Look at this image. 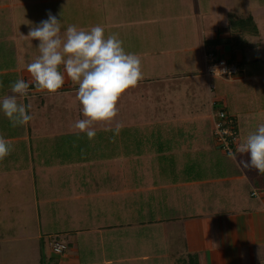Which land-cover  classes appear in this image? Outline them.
<instances>
[{"label": "crops", "instance_id": "crops-1", "mask_svg": "<svg viewBox=\"0 0 264 264\" xmlns=\"http://www.w3.org/2000/svg\"><path fill=\"white\" fill-rule=\"evenodd\" d=\"M67 1L0 0V100L11 94L10 84L25 80L29 94L18 101L31 105L33 117L12 127L0 111V135L14 148L0 161V223L35 217L40 225L69 224L58 234L71 241H56L73 248L59 264H264V173L245 166L247 154H227L215 139L221 96L206 61L207 50L223 56L217 48H229L227 58L244 65L246 51H258L261 40L248 38L239 48L233 33L220 35V21L206 26L200 7L194 15H163L141 9L142 0H76L75 7ZM49 12L62 32L100 25L106 36L118 33L126 52L141 59L143 79L121 95L116 117L94 123L92 140L73 127L84 118L79 85L65 75L50 94L27 71L39 55V41L27 35ZM245 72L236 79L244 87L237 94L252 103L256 89L247 92L243 83L259 79ZM235 89L223 92L232 105ZM231 111L239 144L244 129L264 123L258 109L247 119L241 115L249 111ZM24 185L41 188L44 198L17 196ZM38 230L30 241L45 236Z\"/></svg>", "mask_w": 264, "mask_h": 264}, {"label": "clouds", "instance_id": "clouds-1", "mask_svg": "<svg viewBox=\"0 0 264 264\" xmlns=\"http://www.w3.org/2000/svg\"><path fill=\"white\" fill-rule=\"evenodd\" d=\"M61 28V21L49 12L46 20L29 30L27 37L39 41V55L27 65V71L35 87L50 94L62 88L65 75L79 85L76 98L84 118L75 121L73 127L92 140L97 134L94 123L116 117L121 95L143 79L142 62L137 54L126 52L118 33L106 36L100 25L89 30L68 25L64 32ZM211 71L217 80L228 70L213 66ZM10 89L11 94L0 100V111L12 127L26 126L33 118L31 105L18 98L28 96L29 83L18 79ZM115 132L119 133V127ZM13 150L10 141L0 135V161ZM236 151L248 155L245 166L264 173V123L249 133Z\"/></svg>", "mask_w": 264, "mask_h": 264}, {"label": "rangeland", "instance_id": "rangeland-1", "mask_svg": "<svg viewBox=\"0 0 264 264\" xmlns=\"http://www.w3.org/2000/svg\"><path fill=\"white\" fill-rule=\"evenodd\" d=\"M106 1V0H102ZM117 1V0H113ZM121 1V0H119ZM133 1V0H130ZM143 2L139 5L141 9L148 8H158L157 11L164 13H182L183 10L185 13L190 12L191 15H194L195 10L199 7L203 8V12H205V24L207 27L210 26L211 21L217 19V22L220 24V35L225 37L232 35L233 38L239 40L237 42L239 48L242 43L241 40L243 38L246 39H259L262 42V47L259 48L258 51H246V59L244 60V70H246V75L253 76L254 78L257 76L259 80H247L243 84L247 86V92L252 89H256V94L254 97L249 98L252 100V103L246 101V99L239 96V88L243 90L244 87L237 85V78L241 75L234 77L229 81L225 77L216 78L213 76L212 79L215 82L217 88L216 91H220V107L226 108V110L230 113L233 109H239L244 111H249L248 113L242 114V118H251L252 115L250 112L258 109V116L264 120V0H142ZM78 2L76 0H70L64 3V6L68 5L69 7H75ZM239 3V4H238ZM62 5V3H60ZM135 6V5H134ZM138 6V5H137ZM113 7H115L113 5ZM166 11V12H165ZM251 12L253 13V21L251 19L244 20L250 18ZM198 14V13H197ZM200 16V15H199ZM203 18V17H202ZM243 21V22H242ZM230 22L232 23V28L228 31V26L230 27ZM257 23V24H256ZM228 25V26H227ZM226 36V37H227ZM236 36V37H235ZM236 47V46H235ZM223 52L224 57H230L229 48H217ZM208 52V50H207ZM222 55V54H221ZM257 74V75H256ZM252 78V77H250ZM234 80V81H233ZM231 87H235L236 93H232L235 97L232 99L233 106L229 99L225 96L223 98V92L227 88V90L231 89ZM226 94V92H225ZM250 97L249 94H247ZM248 102V103H247ZM219 107V106H218ZM232 112V111H231ZM238 126V124H237ZM247 128V125H246ZM240 129V126H239ZM214 132V131H213ZM248 132V133H247ZM252 130L244 129V136L251 133ZM215 133V132H214ZM129 134V133H128ZM241 134V131H240ZM215 137V135H214ZM41 158V157H40ZM56 158V156H55ZM54 157L48 159L49 163H53ZM18 163L27 167L28 160L19 159ZM36 161V168L39 170V165ZM112 166V165H111ZM112 168V167H111ZM171 168V167H170ZM113 170V169H111ZM131 170V169H129ZM151 170V169H150ZM173 170V167L171 168ZM25 186V185H24ZM22 188V187H21ZM38 190H32L28 185L23 187V190L20 192H16L17 196H25L24 198L30 199L32 196L38 194L40 200L44 198V192ZM33 201V200H31ZM42 207V204H41ZM43 209V207H42ZM13 218L17 219V216ZM21 219V218H20ZM69 224L63 223H55V224H45L42 222L40 225L34 217L33 220L25 222V220H18L16 224H11L9 227L8 224L0 223V264H44L47 262L48 264H59L63 261L67 260V255L70 250L73 248L69 246L67 250L63 253L56 254L53 252L52 244L54 241L58 239H65L67 241H71L70 237L64 234H58L59 229L66 227ZM41 226V229L44 231L45 236L40 239V241H30V234L38 233V230ZM34 235V234H33ZM51 235V236H49ZM11 237H15L14 239H10ZM2 238V239H1Z\"/></svg>", "mask_w": 264, "mask_h": 264}, {"label": "built area", "instance_id": "built-area-1", "mask_svg": "<svg viewBox=\"0 0 264 264\" xmlns=\"http://www.w3.org/2000/svg\"><path fill=\"white\" fill-rule=\"evenodd\" d=\"M206 61L208 62L207 72L211 75H213L211 71L213 66H218L222 69L226 68L228 71L223 74V77L227 79L237 77L243 72V67L237 62H230L227 57L213 50H209L206 53ZM214 132L220 148L227 154H235L240 142V132L234 116L222 109L218 110L216 112ZM52 249L54 253L59 254L67 250L68 245L63 241H54Z\"/></svg>", "mask_w": 264, "mask_h": 264}, {"label": "trees", "instance_id": "trees-1", "mask_svg": "<svg viewBox=\"0 0 264 264\" xmlns=\"http://www.w3.org/2000/svg\"><path fill=\"white\" fill-rule=\"evenodd\" d=\"M249 19H251L252 21H253V19H252V16H250V18H248V19H246V20H244L245 22L247 21V20H249ZM243 22V21H242ZM217 41V40H216ZM246 42H247V39L246 38H243V43H242V45H241V47H242V49L244 50V48L246 47ZM229 61L230 62H237L241 67L243 66V63H240L239 61H237V60H235V58H230L229 59ZM220 109H222V110H224V111H226V112H228L227 110H226V108H220ZM219 110V109H218ZM235 118V117H234ZM236 119V118H235ZM44 264H48L47 262H45Z\"/></svg>", "mask_w": 264, "mask_h": 264}]
</instances>
